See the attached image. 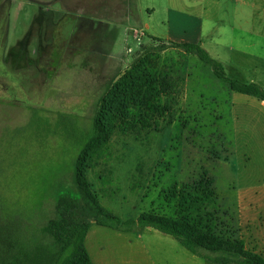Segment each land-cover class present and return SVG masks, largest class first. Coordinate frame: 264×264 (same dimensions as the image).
<instances>
[{
    "label": "rangeland",
    "instance_id": "obj_1",
    "mask_svg": "<svg viewBox=\"0 0 264 264\" xmlns=\"http://www.w3.org/2000/svg\"><path fill=\"white\" fill-rule=\"evenodd\" d=\"M137 4L0 0V225L21 218L32 237L41 235L58 214L59 195L77 192V153L101 98L131 64L129 49L155 47L156 69L170 77L179 103L151 128L112 136L88 171L101 203L122 220L148 210L172 215L161 190L208 171L220 227L264 254V100L233 91L211 64L168 39L148 38ZM210 12L211 21L225 14L220 21L234 32L227 41L205 33L202 45L229 76L264 86V0H226ZM178 15L177 39L192 40ZM250 27L261 31L258 39H250ZM91 226L88 243H125V264H215L154 228Z\"/></svg>",
    "mask_w": 264,
    "mask_h": 264
},
{
    "label": "trees",
    "instance_id": "obj_2",
    "mask_svg": "<svg viewBox=\"0 0 264 264\" xmlns=\"http://www.w3.org/2000/svg\"><path fill=\"white\" fill-rule=\"evenodd\" d=\"M156 41L165 39L145 34ZM171 41V40H169ZM189 54L211 64L216 77L235 91L264 100V86L229 76L225 64L199 42L171 41ZM155 47L146 48L112 82L100 100L91 130L84 136L75 160V194L57 198L56 217L32 237L25 220H2L0 264H94L86 245L90 219L79 221L76 210L90 213L96 223L123 231L150 227L176 238L193 254L215 264H264V254L247 247L246 241L220 227L215 210V178L204 171L189 182L174 181L161 193L174 214L156 210L142 212L136 219L122 220L105 207L89 180L88 171L101 158L116 132L151 128L156 117L175 111L179 103L170 77L159 73Z\"/></svg>",
    "mask_w": 264,
    "mask_h": 264
},
{
    "label": "crops",
    "instance_id": "obj_3",
    "mask_svg": "<svg viewBox=\"0 0 264 264\" xmlns=\"http://www.w3.org/2000/svg\"><path fill=\"white\" fill-rule=\"evenodd\" d=\"M226 0H137L140 16V29L143 34H151L168 40H179L177 37L183 33V29H179L176 33L173 29V23L177 27V22H173V14L175 16L176 7H178L179 20L178 23L185 24L187 28H191L193 39L189 41L203 43V39L207 38L205 33L212 39H223L227 41L231 35L226 36L227 31L234 32L220 21L226 18L223 14L218 20L212 21L209 16H212L210 9L222 7V3ZM189 5H188V4ZM201 7L200 13L194 10V14L190 12L191 8ZM183 9L189 10L186 14ZM230 24V22H228ZM251 40H256L259 37L257 28H249ZM188 33V31H186ZM218 34V35H216ZM226 36V37H225ZM183 39V38H181ZM186 41V40H179ZM91 225L95 220H90ZM97 224V223H96ZM99 225V224H98ZM92 226H90L89 233ZM86 238V245L91 255L94 264H125V243H88V236Z\"/></svg>",
    "mask_w": 264,
    "mask_h": 264
},
{
    "label": "built area",
    "instance_id": "obj_4",
    "mask_svg": "<svg viewBox=\"0 0 264 264\" xmlns=\"http://www.w3.org/2000/svg\"><path fill=\"white\" fill-rule=\"evenodd\" d=\"M132 53V54H131ZM129 54H131V56H129V57H127V59H132V61L134 60V58L138 55V54H136V55H134V52H133V50L132 49H129ZM140 54V53H139Z\"/></svg>",
    "mask_w": 264,
    "mask_h": 264
}]
</instances>
